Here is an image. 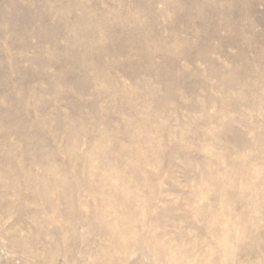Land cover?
<instances>
[{"label": "rangeland", "instance_id": "rangeland-1", "mask_svg": "<svg viewBox=\"0 0 264 264\" xmlns=\"http://www.w3.org/2000/svg\"><path fill=\"white\" fill-rule=\"evenodd\" d=\"M0 264H264V0H0Z\"/></svg>", "mask_w": 264, "mask_h": 264}]
</instances>
